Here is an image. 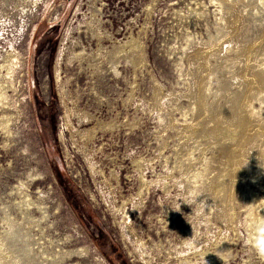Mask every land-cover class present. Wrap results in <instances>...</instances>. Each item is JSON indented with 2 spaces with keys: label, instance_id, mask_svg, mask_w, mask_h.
Listing matches in <instances>:
<instances>
[{
  "label": "rangeland",
  "instance_id": "1",
  "mask_svg": "<svg viewBox=\"0 0 264 264\" xmlns=\"http://www.w3.org/2000/svg\"><path fill=\"white\" fill-rule=\"evenodd\" d=\"M259 154L264 0H0V264H264Z\"/></svg>",
  "mask_w": 264,
  "mask_h": 264
},
{
  "label": "bare ground",
  "instance_id": "2",
  "mask_svg": "<svg viewBox=\"0 0 264 264\" xmlns=\"http://www.w3.org/2000/svg\"><path fill=\"white\" fill-rule=\"evenodd\" d=\"M90 26V25H89ZM97 26V25H96ZM96 28V27H94ZM94 32V30H92ZM96 32V31H95ZM95 35V34H94ZM97 35V34H96ZM99 36V34H98ZM120 47H115L113 50L111 51H104V55L102 53V49L103 47L101 46L98 50V52H91V53H88L86 51L82 52V53H79V54H74L71 56L72 57H75L76 59H78L82 64L84 62H87L88 64H92L93 62L95 63L100 57H105V58H108L109 60V63L111 65L112 68H115L116 65L118 64V60L121 58L120 56L116 55L118 50H119ZM104 50V49H103ZM127 58V57H126ZM125 59V58H124ZM76 61V60H75ZM99 61V60H98ZM101 62V61H100ZM103 64V63H102ZM121 65V64H120ZM95 66V65H94ZM81 67V66H80ZM102 67V66H101ZM87 69V68H85ZM101 69V68H100ZM101 72V71H100ZM66 85V84H65ZM65 88V87H64ZM65 97L69 98L71 104H72V107H69L68 108V113L70 115V117L72 118H76L78 119V122L82 123L83 121L87 120L88 122L90 121H94L95 118L91 115V114H88L87 112L85 111H81L79 110V105H78V98L76 99H72L70 97V94H69V91H66L65 94H64ZM256 109H254L255 111ZM253 111V112H254ZM101 124V123H100ZM98 125V124H97ZM102 125V124H101ZM103 126V125H102ZM93 130L94 128H92L91 130H89L87 133H88V137H92V134H93ZM110 182V181H109ZM131 220L128 222V231L134 235V231L131 229V224H130Z\"/></svg>",
  "mask_w": 264,
  "mask_h": 264
},
{
  "label": "clouds",
  "instance_id": "3",
  "mask_svg": "<svg viewBox=\"0 0 264 264\" xmlns=\"http://www.w3.org/2000/svg\"><path fill=\"white\" fill-rule=\"evenodd\" d=\"M257 160V168L259 171L256 179H259L260 177H264V158H262V154L258 155ZM249 242L252 244L257 255L264 257V221L257 223L254 236L250 241H246V243Z\"/></svg>",
  "mask_w": 264,
  "mask_h": 264
}]
</instances>
